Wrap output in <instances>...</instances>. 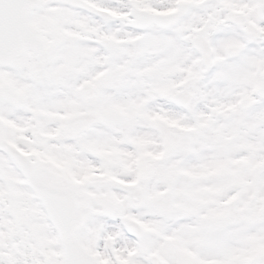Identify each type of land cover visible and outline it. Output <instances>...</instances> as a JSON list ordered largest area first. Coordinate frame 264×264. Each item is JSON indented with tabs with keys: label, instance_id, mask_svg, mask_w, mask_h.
Here are the masks:
<instances>
[{
	"label": "snow or ice",
	"instance_id": "6c2138e0",
	"mask_svg": "<svg viewBox=\"0 0 264 264\" xmlns=\"http://www.w3.org/2000/svg\"><path fill=\"white\" fill-rule=\"evenodd\" d=\"M0 264H264V0H0Z\"/></svg>",
	"mask_w": 264,
	"mask_h": 264
}]
</instances>
